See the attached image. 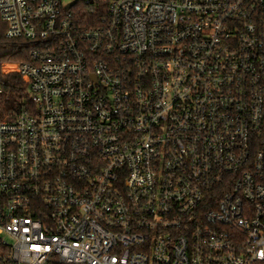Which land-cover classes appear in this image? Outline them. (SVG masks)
Here are the masks:
<instances>
[{
    "label": "built area",
    "instance_id": "1",
    "mask_svg": "<svg viewBox=\"0 0 264 264\" xmlns=\"http://www.w3.org/2000/svg\"><path fill=\"white\" fill-rule=\"evenodd\" d=\"M0 18L32 105L0 121V264H264V0Z\"/></svg>",
    "mask_w": 264,
    "mask_h": 264
},
{
    "label": "trees",
    "instance_id": "2",
    "mask_svg": "<svg viewBox=\"0 0 264 264\" xmlns=\"http://www.w3.org/2000/svg\"><path fill=\"white\" fill-rule=\"evenodd\" d=\"M6 30L0 18V121L32 106L28 86L19 73V64L29 60L30 46L23 41L7 40ZM7 63H15L16 70L5 73Z\"/></svg>",
    "mask_w": 264,
    "mask_h": 264
},
{
    "label": "rangeland",
    "instance_id": "3",
    "mask_svg": "<svg viewBox=\"0 0 264 264\" xmlns=\"http://www.w3.org/2000/svg\"><path fill=\"white\" fill-rule=\"evenodd\" d=\"M66 2H69L71 0H65ZM19 64V63H18ZM4 71L5 73L12 72V70H16V64L15 63H7L4 65Z\"/></svg>",
    "mask_w": 264,
    "mask_h": 264
},
{
    "label": "water",
    "instance_id": "4",
    "mask_svg": "<svg viewBox=\"0 0 264 264\" xmlns=\"http://www.w3.org/2000/svg\"><path fill=\"white\" fill-rule=\"evenodd\" d=\"M74 4H75V3H74ZM74 4H73V5H74ZM71 6H72V5H71ZM71 6H69L67 9H70V8H71Z\"/></svg>",
    "mask_w": 264,
    "mask_h": 264
}]
</instances>
